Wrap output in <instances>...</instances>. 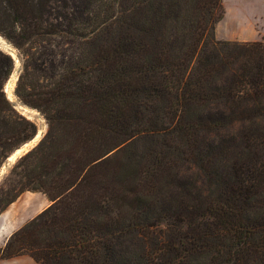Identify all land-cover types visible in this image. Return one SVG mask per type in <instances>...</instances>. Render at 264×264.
<instances>
[{
  "label": "trees",
  "instance_id": "trees-1",
  "mask_svg": "<svg viewBox=\"0 0 264 264\" xmlns=\"http://www.w3.org/2000/svg\"><path fill=\"white\" fill-rule=\"evenodd\" d=\"M54 1L0 0L2 35L22 62L14 94L51 110L50 122L68 117L97 138L81 157L62 152L51 171L43 167L41 175L26 178L52 205L10 236L0 259L264 264V44L214 39L221 0H78L69 13L56 12ZM52 37L82 40L84 56L51 78L48 90L36 91L28 74L36 55L24 47ZM102 41L109 55L100 50ZM4 57L6 79L13 63ZM5 94L0 85V164L35 135ZM235 125L243 130L232 146L199 139ZM139 136L145 142L164 138L153 171L138 170L136 154L123 150L113 196L100 185L96 196L84 198L91 171L107 166L109 153L125 141L133 146L128 142ZM183 162L195 174L180 196L166 200L168 182L161 189L146 175L162 179ZM13 201L0 191V212Z\"/></svg>",
  "mask_w": 264,
  "mask_h": 264
},
{
  "label": "rangeland",
  "instance_id": "rangeland-1",
  "mask_svg": "<svg viewBox=\"0 0 264 264\" xmlns=\"http://www.w3.org/2000/svg\"><path fill=\"white\" fill-rule=\"evenodd\" d=\"M78 3V0H55L51 6L56 12L69 13L71 12L73 6ZM221 6L222 17L218 22H216L214 27V39L217 42H251L264 44V0H221ZM59 15L60 14H55L53 17H55L57 21L64 23ZM4 27V23H2L0 20V39L12 49L14 56L12 57L9 51L0 48V85L5 91L6 98L8 97L7 100L9 102L11 99L6 92V87L9 81H11V78L13 76L15 77L13 82L12 96L18 105L23 107V110L19 109L18 106H14L10 102L9 103L11 104L13 111L18 116L25 119L26 122L32 124L35 130V135L30 141L18 144L9 152L7 157L0 164V191L3 192V195L7 200L15 201L20 194L31 192H39L46 198L45 194L41 193L40 191H32L33 188L39 187L34 182H32L33 184L27 185L28 180H26V178L30 179L41 175L44 171L42 169L43 167L46 171H51L52 167L56 166L54 165V162L57 160V157L59 160L64 159L62 157L63 155H60L62 152L66 153L65 155H68L69 157H73L74 159L77 158L76 156L81 157L89 150V141L96 139L97 136L95 135L94 131H83V127H85L84 125L76 124L75 122L73 123L72 120L71 123L68 117H66V120L63 121L64 124H61L59 121L55 122V120L50 122L47 120V114H52L51 110H46V114L42 106H34L32 104L28 105L24 102V99L29 101L34 100L32 96L26 97V95H23L22 100L14 94L17 78L22 72V62L20 59L19 50L2 35V30H4ZM102 40H104V38ZM84 47H86V45L82 42V40H68L63 39L62 37H52L51 40L46 42L41 39L38 41V44H32L28 47L25 46L24 49L29 51V53L36 55L33 62V70H29L28 73L31 74L30 81L34 82L36 91L48 90L52 84L51 78L55 77L58 79L57 74L63 73L70 63L75 62L77 59L79 60L81 55L84 56V53L82 54ZM102 49L106 51L104 54H110L109 47L104 41L101 42L100 50ZM6 55L13 63V70L12 73H10V75L4 79L3 73L5 72L7 64L4 56ZM30 91L31 89L25 87V94L30 93ZM15 120L22 122L20 118H16ZM260 124L264 126V122H260ZM242 130L243 126L235 125L218 132L211 131L202 133L199 136V139L205 144L211 142L216 144L223 140L226 142L225 145L232 146L233 144H236L237 141L238 143L240 142L238 139ZM141 137L142 136H139L137 138L138 140L136 141L128 142L131 145L134 144L130 147H126L128 144H126L125 141L124 144L119 146V148L109 153V158L111 160L107 166L91 171L84 183V198H88L91 194L96 196V194L101 191L99 189L100 185L105 187L109 197L113 196L115 193L113 179H115L116 174L119 172L118 163L121 161V154L123 150H125V152L130 155L136 154L134 158L141 161L138 163V170L143 171L144 166V169L147 167L149 171H153L152 169L155 167L152 165L156 163L153 160V157L161 156V143L162 139L164 138L152 137L147 139L149 142H145V139L139 140ZM229 138H231V141ZM103 139L107 140L104 137ZM62 143L66 144V149H64L65 146H63ZM166 143H169V140H166ZM18 150L19 152L16 153ZM231 150L232 152L235 151L234 149ZM232 156L233 155L229 154L227 158ZM53 157H55V160H53ZM170 167L171 169H166L167 171H170V173L168 174V172L165 171L163 173L164 177L162 179H155V176L152 173L146 175L147 181H149L151 185L156 184L158 185V188L161 189H163L161 183L164 182L166 185L168 182L163 191L165 192L164 196L166 200H173L177 197V195L180 196V193L183 191L181 188L184 185L183 183L188 181V179L195 174L193 167L188 165L186 162L174 165V168L172 166ZM41 179L44 178L41 177ZM199 186L200 185L197 187ZM50 205H52V202H50ZM37 215L27 220L23 225H21L20 228H24V226ZM161 227L164 228L163 225ZM6 243L2 245L1 248H3ZM6 260L9 259H5L4 261Z\"/></svg>",
  "mask_w": 264,
  "mask_h": 264
},
{
  "label": "crops",
  "instance_id": "crops-1",
  "mask_svg": "<svg viewBox=\"0 0 264 264\" xmlns=\"http://www.w3.org/2000/svg\"><path fill=\"white\" fill-rule=\"evenodd\" d=\"M50 202L39 192L20 194L19 197L0 213V248L13 232L39 212H43ZM0 264H35L28 257L0 260Z\"/></svg>",
  "mask_w": 264,
  "mask_h": 264
},
{
  "label": "bare ground",
  "instance_id": "bare-ground-1",
  "mask_svg": "<svg viewBox=\"0 0 264 264\" xmlns=\"http://www.w3.org/2000/svg\"><path fill=\"white\" fill-rule=\"evenodd\" d=\"M0 48L9 51L10 54L12 55V57L14 56L12 49H11L10 47H8V46L3 42V40H1V39H0ZM14 80H15V77L13 76V77L11 78V81H9V83L7 84V87H6V89H7L6 92L8 93L9 98H10L11 100L14 99L13 96H12V90H13V82H14ZM7 98H8V97H7ZM18 106H19V109L23 110V107H22V106H20V105H18ZM24 109H25V108H24ZM25 110H27V109H25ZM18 152H19V150L16 151V153H18ZM16 153H15V154H16ZM12 158H13V157H12ZM12 158H11V159H12Z\"/></svg>",
  "mask_w": 264,
  "mask_h": 264
},
{
  "label": "water",
  "instance_id": "water-1",
  "mask_svg": "<svg viewBox=\"0 0 264 264\" xmlns=\"http://www.w3.org/2000/svg\"><path fill=\"white\" fill-rule=\"evenodd\" d=\"M3 92L5 93V91L3 90ZM9 102L11 103V104H13L14 106H18V103L13 99V100H9ZM19 107V106H18ZM25 152H26V150H25ZM24 152V153H25Z\"/></svg>",
  "mask_w": 264,
  "mask_h": 264
}]
</instances>
